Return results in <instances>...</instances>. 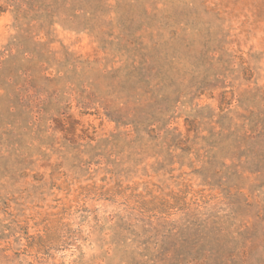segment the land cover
Instances as JSON below:
<instances>
[{
    "label": "rangeland",
    "instance_id": "rangeland-1",
    "mask_svg": "<svg viewBox=\"0 0 264 264\" xmlns=\"http://www.w3.org/2000/svg\"><path fill=\"white\" fill-rule=\"evenodd\" d=\"M0 264H264V0H0Z\"/></svg>",
    "mask_w": 264,
    "mask_h": 264
}]
</instances>
